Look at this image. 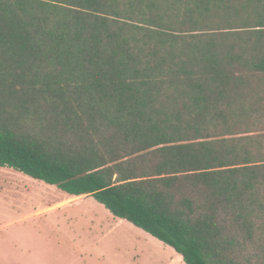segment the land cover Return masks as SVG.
Masks as SVG:
<instances>
[{"label":"trees","instance_id":"trees-1","mask_svg":"<svg viewBox=\"0 0 264 264\" xmlns=\"http://www.w3.org/2000/svg\"><path fill=\"white\" fill-rule=\"evenodd\" d=\"M0 167L264 264V0H0Z\"/></svg>","mask_w":264,"mask_h":264},{"label":"rangeland","instance_id":"rangeland-1","mask_svg":"<svg viewBox=\"0 0 264 264\" xmlns=\"http://www.w3.org/2000/svg\"><path fill=\"white\" fill-rule=\"evenodd\" d=\"M13 180L34 188L28 197L31 202L42 203L44 200L46 203L57 204L69 200L68 197L53 200L54 191H47L42 195L41 190L43 185H46L44 181L34 179L14 168L0 167V241H8L7 245H0V252L15 255V250L19 246L16 247L14 244L16 241H20L19 245L21 243L23 250L19 249L24 251V255L31 256L35 251L47 257H61V262L58 264H65L62 261L73 258V254L69 251L71 244L61 240L63 237L61 233L52 235L49 229L47 231L46 228L34 227L38 222L25 223L32 217L30 211L24 212L28 207L24 201L26 192H24L23 186L11 184ZM16 187H19V190ZM75 209L89 212L90 214L86 218H94L97 224L102 225L103 229L111 231L107 235L98 233L99 236L103 235L99 240L98 251H107L112 256L125 257L133 264H185L183 258H178L179 256L174 254L173 247L153 237L145 230L130 222L121 223L112 218L109 219L107 208L94 197L91 196L76 202ZM56 235L60 236L58 237L61 242L60 246L54 243V239H57ZM88 237L89 234L86 239ZM93 237L96 238L95 235ZM126 260L122 261L128 262ZM82 263L83 261L75 264Z\"/></svg>","mask_w":264,"mask_h":264},{"label":"crops","instance_id":"crops-1","mask_svg":"<svg viewBox=\"0 0 264 264\" xmlns=\"http://www.w3.org/2000/svg\"><path fill=\"white\" fill-rule=\"evenodd\" d=\"M13 183L23 186L24 192H26V195H24L26 196L24 198V201L25 204L28 205V207L24 212L27 213L30 211V215L32 217L25 223L38 222L34 225V227H37L39 229L46 228L47 231L49 229L52 235L53 233H61L63 236H61V240L63 242L68 241L71 244H68L70 246L68 247L70 253L73 254V258L62 262H65V264H75L81 261H83L82 264H133L130 261L126 260L125 257H119L116 255L112 256L107 251H98L97 248L100 244L99 240L102 239L103 236H99L98 233L101 232L104 235H107L110 234L111 231L103 229L102 225L97 224V221H95L94 218H86L90 214L89 212H83L81 210L75 209L76 202L89 198L91 197V195L72 196L61 190L56 185H51L45 182L46 185H43V188L45 189L42 188L41 190L42 195L47 193V191H54L53 196L55 197L53 200L64 199L67 197L69 200L61 201L57 204H50L49 202L46 203L44 200L42 203H34L30 201V198H28L30 197L29 193L32 192L34 188L30 187L29 185L23 184V182L13 180L11 184ZM16 189L19 190V187H16ZM107 210L109 211H107L109 219L112 218L113 220L121 223L129 222L125 219L117 220V217H115L109 209ZM88 234L89 237L86 239ZM93 235H95L96 238H94ZM56 236L57 239H54V243L60 246L61 242L58 239V237L60 236ZM19 242L20 241H16V243L13 244L16 247L19 246V248L23 250L21 243L19 245ZM7 243L8 241L5 240L0 241L1 246L3 244L7 245ZM19 248L15 250V255L0 252V264H58L59 262H61V257H47L35 251H33L31 256L24 255V251H20ZM174 252V254H177L179 256L178 258H182V255H180L176 250ZM122 260H126L128 262Z\"/></svg>","mask_w":264,"mask_h":264}]
</instances>
